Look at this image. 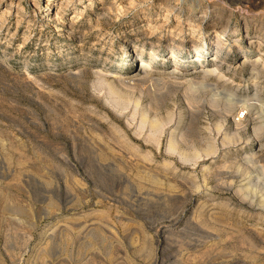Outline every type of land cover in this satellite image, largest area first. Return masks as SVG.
Wrapping results in <instances>:
<instances>
[{
  "label": "rangeland",
  "instance_id": "1",
  "mask_svg": "<svg viewBox=\"0 0 264 264\" xmlns=\"http://www.w3.org/2000/svg\"><path fill=\"white\" fill-rule=\"evenodd\" d=\"M66 1L0 0V264H264L257 115L238 116L247 144L223 147L237 110L211 108L199 85L218 63L222 78L205 84L264 101L248 65L264 73V36L252 33L260 23L264 34V0ZM166 10L163 47L138 42ZM214 21L228 24L223 47ZM192 41L209 51L194 70ZM141 60L175 69L178 84L141 75Z\"/></svg>",
  "mask_w": 264,
  "mask_h": 264
},
{
  "label": "bare ground",
  "instance_id": "2",
  "mask_svg": "<svg viewBox=\"0 0 264 264\" xmlns=\"http://www.w3.org/2000/svg\"><path fill=\"white\" fill-rule=\"evenodd\" d=\"M130 1H132V0H130ZM70 2H71V0H67L66 1V4H68ZM130 3L131 4L130 5L128 4V6H130V7H134L135 6V4L133 2H130ZM61 8L62 7H60V10H61ZM128 9H129V7H128ZM83 10H85V8H82V11ZM170 12H171L170 10H166L165 11V19L163 20V22L161 23V25H159V24H156V25L150 24V21L147 20V21H149V23L146 25V30H144L140 34V36L137 38V41L140 42L143 39H151V38L155 37L157 35V32L160 31L161 29H163V27L165 26L166 21L168 20V18L170 16ZM43 14H45V13H43ZM79 15H82V12ZM203 16H206V15L203 14ZM256 17H260V16H256ZM148 18H149V16L147 17V19ZM75 19H76V17H73L71 19V21L72 20H75ZM259 20H261V19H259ZM259 20H256V21H259ZM69 23H71V22H69ZM46 24H48V23H46ZM74 24L75 23L73 22L69 26L70 27H73ZM166 25L168 26V24H166ZM217 25H218V22H215L214 21V22H212L209 25V28L211 27L213 29H216L215 35H216V38L217 39L215 41H216V43H217L218 46L219 45H222V47H223V46H225V43H222V39L221 38L223 37L224 32H225V29L227 28L228 24L225 23L223 25V27L218 28V29H217ZM167 26H166V29H167ZM94 27H93V30H94ZM96 27H95V29H96ZM262 28H263V25L260 24V23L258 25L255 24L253 26L252 33L253 34H257V36H259V40H261V38L264 36V34H261ZM250 32L251 31H248V30L245 31L246 35H250ZM66 34H67L68 37L72 36V33H66ZM171 34H172V32H171ZM203 37H204V35H201L200 36V40L203 39ZM160 41H161V36L157 37V43H160ZM173 41L174 40L172 39V42ZM204 43H205V45L202 46V47H200V41L198 43L192 41V47L187 51V53H192V55H193L192 57H195V59L197 61V68L194 67L191 70L200 68L202 66L201 65V60L202 59H205V58H208L209 51H208V48L206 47L207 46V43H206V41ZM260 44L261 43L258 42V45H260ZM159 45H161V47H163L162 46L163 44L160 43ZM22 48H23V45L22 44H19L18 50H21ZM183 49H184V47L182 46V44H179V45L176 46V48L174 50L171 51V53L172 54H174L175 52L176 53H180V52H182ZM218 49H220V48H218ZM238 49H242V48L241 47H238ZM259 53L264 57V53H262V51H260ZM204 54H205V56H202ZM176 55H178V54H176ZM154 58H155V56L153 55L150 58V61L154 60ZM171 58H173L174 60L177 59V57H175L174 55H172ZM257 63H258V60H255L253 62H249L248 63V65L250 66V68H249V79L251 80V82L254 83L255 86H257V84H258V82H257L258 80L264 81V79H262L263 77L260 78L264 73H263L262 70L259 69ZM229 64L232 65L231 62ZM231 65H228V68H230ZM219 66H220V64L217 63L213 67H211V69L203 72L202 73L203 79L202 80H199L200 81V84L199 85L201 86V89H205V90L209 89L210 91L213 92L212 96L210 97V99H208V102H207L208 106H210L211 108L214 107L216 109L217 108L220 109V113H223V115L224 114H230L232 111L237 110V114L235 116L237 119L234 121L235 131L230 136L227 135L226 133L223 134V136H221L222 137L221 138V142H222L221 144H222V146L224 147L225 145L236 144L234 146L231 145L230 147H227V148H239V147L243 146L245 144V142L247 144L248 140H243L241 138V136H240V133H239V130H240L239 127H240V125H242V122L243 121L238 116L241 115V113L242 114H245L246 113L247 115H250V114H252L254 112L257 115V116H254L255 118H257L256 119V121H257L256 123L257 124L255 123L256 124V127H254V131H253L252 137L255 138V140L260 145V143L263 141L262 139L264 138V101L262 100V98L260 96H257V95H253V96L247 97V98H242L241 96H239L237 94H234L232 91L227 90V88L224 85V83H222V85H220V86L219 85L217 86L216 84H215V86H213L211 84L208 85L207 82L205 84L204 82H205L206 79H209L210 77H213L214 74L218 73L217 71H218V67ZM262 66L264 68V64ZM138 71L139 72H142L141 75H144V76H149V77L150 76L151 77L152 76H156L157 78L155 80L157 82H164L165 80H168V81H170L173 84H178L177 81L180 80L178 77L175 76L176 74H178V72H176L175 69L170 74L163 75V76L162 75H158V74H161V73H156L155 70H154V67H152V64H148L144 60H141V63H140V66H139V70ZM138 71H136L135 73L131 74V76H129L127 78V80H129L131 82V81H136L135 79L138 76H139L138 78H140V75L137 74ZM191 72L192 71L189 72V70H186L185 72L183 71L181 73L182 76H183V78H181V83L186 84L187 87H188L186 91L188 93H191L189 95V99H190L189 101H192V102H195L196 103L197 102L196 101L197 98L195 96L196 90L192 88V86L196 83V80H195L196 77H195V75L190 74ZM24 75L25 74H23V76ZM218 76H216V79L218 81H220V77L222 78L223 74L221 72H219L218 73ZM121 101H122V99H121ZM198 103H199V101H198ZM245 117H246V115H243V119ZM243 142H244V144H243ZM168 146H170L169 149L172 152H174V146L172 144H169ZM204 147L205 146H203V154L206 157L209 156L210 154L215 153V151H216L213 146H207L205 148ZM176 151H175L174 154H176ZM179 157H181V156H179ZM194 157H195V155H194ZM194 157L192 159L197 158V156L195 158ZM245 161L246 162H249V163H252L253 160H252V158L249 157V158H246ZM233 162H232V164H233ZM261 175L264 176V167H262V174Z\"/></svg>",
  "mask_w": 264,
  "mask_h": 264
}]
</instances>
